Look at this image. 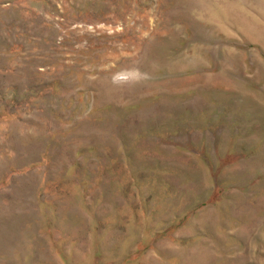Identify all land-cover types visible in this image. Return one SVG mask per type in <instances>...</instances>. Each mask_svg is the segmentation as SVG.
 <instances>
[{
  "label": "rangeland",
  "instance_id": "374dc122",
  "mask_svg": "<svg viewBox=\"0 0 264 264\" xmlns=\"http://www.w3.org/2000/svg\"><path fill=\"white\" fill-rule=\"evenodd\" d=\"M0 264H264V0H0Z\"/></svg>",
  "mask_w": 264,
  "mask_h": 264
}]
</instances>
